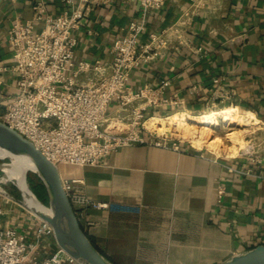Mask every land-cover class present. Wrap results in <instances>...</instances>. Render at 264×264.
Here are the masks:
<instances>
[{
	"label": "crops",
	"instance_id": "obj_1",
	"mask_svg": "<svg viewBox=\"0 0 264 264\" xmlns=\"http://www.w3.org/2000/svg\"><path fill=\"white\" fill-rule=\"evenodd\" d=\"M38 1L46 3L51 16L66 9L62 0H0V68L13 65L9 29L16 19L31 18ZM142 18L139 0H104L88 7L75 31L74 60L98 69L81 73L78 84L108 74L115 40L130 22ZM145 18L146 32L139 42L164 31L168 47L162 57L134 69L128 84L137 90L169 81L164 97L181 100L177 107L150 108L147 117L215 109L210 97L220 86L232 93V102L217 108L234 107L254 116L257 124L244 136L259 144V162L238 155L240 149L217 154L180 142L179 151L155 144L124 147L95 166H62L60 173L82 180L87 197L115 208L89 209L79 219L91 241L115 264H221L264 244V0H167L163 9ZM0 79L2 98L12 93L13 75L0 72ZM193 86L198 87L196 94L189 92ZM129 116L112 102L104 126L124 132ZM248 169L253 170L250 176ZM2 206V224L28 238L35 235L40 224L35 217ZM54 248L53 241L40 255Z\"/></svg>",
	"mask_w": 264,
	"mask_h": 264
},
{
	"label": "built area",
	"instance_id": "obj_2",
	"mask_svg": "<svg viewBox=\"0 0 264 264\" xmlns=\"http://www.w3.org/2000/svg\"><path fill=\"white\" fill-rule=\"evenodd\" d=\"M103 1L62 0L66 9L56 16L49 15L46 3L38 1L32 6L31 18L16 19L8 31L13 65L0 68V72L11 73L13 82L12 93L0 98V121L31 142L59 171L62 166H95L111 153L135 145L155 144L180 150V141L153 136L146 127L151 119L147 117L148 109L177 107L181 103L177 95L164 97L169 81H162L156 88L146 85L137 90L128 84L134 69L144 61L162 57L168 47L164 31L152 33L146 42H139L146 32L147 13L160 11L167 0H139L143 18L130 22L125 33L115 40L108 74H100L96 81L86 85L78 84L81 73L98 67L74 60L75 31L80 28L88 7ZM189 92L196 94L198 87L193 86ZM112 102L120 110L129 111V125L124 132L104 126ZM231 102L232 93L219 86L212 91L209 104L213 108ZM245 142L238 155L258 163L259 144L251 139ZM252 172L248 169L245 174L250 176ZM61 180L78 219L89 209H115L109 203L87 197L82 180L62 175ZM4 214L0 203V264H77L56 245L48 255H38L42 239L52 235L48 224L35 217L40 224L35 235L28 238L14 227L2 224Z\"/></svg>",
	"mask_w": 264,
	"mask_h": 264
},
{
	"label": "water",
	"instance_id": "obj_3",
	"mask_svg": "<svg viewBox=\"0 0 264 264\" xmlns=\"http://www.w3.org/2000/svg\"><path fill=\"white\" fill-rule=\"evenodd\" d=\"M0 150L8 154V157L0 158L2 161L0 172L3 173L5 168L12 165V158L26 160L34 168L31 173L45 187L48 204L41 202L29 187L34 204L33 208L24 205V195L20 191L21 200L15 199L2 188L0 194L15 200L31 215L48 224L52 229L55 245L72 257L77 264H115L103 255L81 225L68 196L63 190L59 168L47 160L31 142L1 121ZM221 264H264V244L238 253Z\"/></svg>",
	"mask_w": 264,
	"mask_h": 264
},
{
	"label": "bare ground",
	"instance_id": "obj_4",
	"mask_svg": "<svg viewBox=\"0 0 264 264\" xmlns=\"http://www.w3.org/2000/svg\"><path fill=\"white\" fill-rule=\"evenodd\" d=\"M180 112L169 116L167 118H154L146 122V127L156 136L168 137L173 135L175 132L183 134L189 142L195 144L199 148H207L217 154L223 151H230L236 153L239 149L243 148L246 144L244 140V134L247 133L248 127L257 124L254 116L246 113H239L234 107H225L219 111H211L205 114H200L198 117L195 116H179ZM190 117V118H189ZM221 117L223 123L226 126L239 125L244 129L232 131L229 133L228 142L231 146L224 144L220 137L213 136L209 129L218 126L216 118ZM153 118V117H152ZM193 122L196 126H191L188 122ZM253 128V127H252ZM8 157V154L0 150V158ZM12 165L3 170L5 179L0 180V192L1 183L12 182L18 190L24 195V205L28 208H33L34 204L31 199L28 186L25 179L16 172L15 167L20 166L32 172L33 166L24 159L12 158Z\"/></svg>",
	"mask_w": 264,
	"mask_h": 264
},
{
	"label": "rangeland",
	"instance_id": "obj_5",
	"mask_svg": "<svg viewBox=\"0 0 264 264\" xmlns=\"http://www.w3.org/2000/svg\"><path fill=\"white\" fill-rule=\"evenodd\" d=\"M225 107H227V106H225ZM223 108L224 107H218V108L216 107L215 109H209L207 111H202V112H199V113H195V114H192V115L191 114H188V115L198 117L200 114L202 115V114H205V113H208V112H211V111H219V110H221ZM175 114H177V113H175ZM178 115L179 116H183V115H180V114H178ZM170 116H172V115H170ZM216 120L218 122V126H214V127L210 128L209 129V132L213 136H215V137H220L223 140L224 144L227 145V146H231V143L228 142V137H227L230 132L237 131V130H241V129L246 128V127L243 128L242 126H239V125L226 126L223 123V120H222L221 117L216 118ZM188 122L190 123L191 126H196L195 123L190 122V121H188ZM168 137H171L172 139H177L178 141H180L182 143L189 142V140L183 134H178L176 132L173 135H170ZM244 140H246L245 136H244ZM189 143H191V142H189ZM191 144L193 145V143H191ZM1 162L2 161H0V163ZM15 169H16V172L18 174L20 173V175L25 179L26 184H28V187L32 191V188L34 189V184L36 183L35 175L33 173H31L29 170H27L25 168H22L20 166L15 167ZM2 178L5 179V175H4V173L0 172V180ZM1 188L5 192H7L9 195H11L12 197H14L15 199L21 200V194H20L18 188L15 185H13L12 183H10V182L1 183ZM0 203L2 205H11L12 207L16 208L18 211H25V212L29 213L28 211H26L25 209H23L22 206L19 205L15 200H12L10 198H7V197L3 196L2 194H0ZM53 241H54V239H53V236L52 235L51 236L44 237L42 239L40 245H39L38 255L41 252H43L45 248L51 246V244L53 243Z\"/></svg>",
	"mask_w": 264,
	"mask_h": 264
},
{
	"label": "trees",
	"instance_id": "obj_6",
	"mask_svg": "<svg viewBox=\"0 0 264 264\" xmlns=\"http://www.w3.org/2000/svg\"><path fill=\"white\" fill-rule=\"evenodd\" d=\"M36 183L34 184V189L32 191L38 197V199L44 204H48V196L45 190V187L41 183V181L35 176Z\"/></svg>",
	"mask_w": 264,
	"mask_h": 264
}]
</instances>
